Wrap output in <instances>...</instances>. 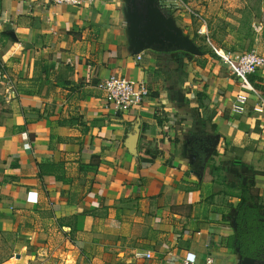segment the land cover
Here are the masks:
<instances>
[{"label":"crops","instance_id":"1","mask_svg":"<svg viewBox=\"0 0 264 264\" xmlns=\"http://www.w3.org/2000/svg\"><path fill=\"white\" fill-rule=\"evenodd\" d=\"M125 7L0 0V236L18 235L0 264H240L228 239L243 195L264 220V114L233 74V19L207 26L230 61L152 49L138 59ZM214 8L223 18L219 6L207 16ZM111 75L150 96L118 112L96 87ZM249 79L264 94V66ZM239 94L244 113L232 110Z\"/></svg>","mask_w":264,"mask_h":264},{"label":"built area","instance_id":"2","mask_svg":"<svg viewBox=\"0 0 264 264\" xmlns=\"http://www.w3.org/2000/svg\"><path fill=\"white\" fill-rule=\"evenodd\" d=\"M94 0H54L57 4H74L80 5L83 3H93ZM160 7L166 12H180L182 9L188 11L191 15L198 17L204 24L200 31H207V21L194 9H192L184 0H158ZM217 51V50H216ZM217 53L224 61H230V57L226 53ZM137 58L141 59V53L137 54ZM233 74L256 94L257 102L253 107L254 112L264 114V94L258 91L250 82V75L264 66V55L249 51L238 56L235 64H233ZM96 87L104 94L106 103L111 104L118 112H126L132 108L142 105L150 96L151 90L144 82H138L131 79H126L117 75L108 76L100 80ZM248 97L245 94H239L235 97L232 104V110L236 113H244L247 109ZM137 257L151 258L152 252L145 251L136 254ZM180 264H217L214 256L209 255L203 263H196L189 258L180 259Z\"/></svg>","mask_w":264,"mask_h":264},{"label":"rangeland","instance_id":"3","mask_svg":"<svg viewBox=\"0 0 264 264\" xmlns=\"http://www.w3.org/2000/svg\"><path fill=\"white\" fill-rule=\"evenodd\" d=\"M188 6H191L194 10L207 21V26L211 28V25L222 24L225 22L232 23L227 19H233V36L236 39L242 40L238 43L239 47L236 48L241 54L253 51L260 53L259 44L254 39L255 35L261 34L262 31H257L253 26V21L264 23V0H184ZM209 6H219L221 15L223 18H216L217 10L212 9V14L208 15ZM200 8V9H198ZM205 8V10H204ZM173 17L176 26L181 29L183 33L195 39L199 46H202L206 53L218 55L219 53H225L223 44L215 41V37L208 29L205 33H202L201 28L204 26L203 22L194 15H191L188 11L182 9L180 12H168ZM202 13V14H201ZM215 13V14H214ZM216 15V16H215ZM225 18V19H224ZM206 26V28H207ZM199 27V28H198ZM217 50V51H216ZM12 237V238H11ZM8 235L0 236V259L6 257L11 253H15V247L10 245V248L6 246L12 239L13 244L18 242V235L16 237ZM7 242V243H6Z\"/></svg>","mask_w":264,"mask_h":264},{"label":"water","instance_id":"4","mask_svg":"<svg viewBox=\"0 0 264 264\" xmlns=\"http://www.w3.org/2000/svg\"><path fill=\"white\" fill-rule=\"evenodd\" d=\"M125 5L128 37L134 54L147 49L160 52L182 50L197 56L203 54L194 39L183 33L173 17L160 7L158 0H125ZM138 132L139 127L131 135L133 147L138 140ZM240 264H264V250L258 256L241 255Z\"/></svg>","mask_w":264,"mask_h":264},{"label":"trees","instance_id":"5","mask_svg":"<svg viewBox=\"0 0 264 264\" xmlns=\"http://www.w3.org/2000/svg\"><path fill=\"white\" fill-rule=\"evenodd\" d=\"M200 48L206 53L202 46ZM178 52L188 53L182 50ZM250 201V197L246 195L241 197L236 208V230L228 239V246L243 256H258L264 250V220L259 206L253 202L249 205Z\"/></svg>","mask_w":264,"mask_h":264}]
</instances>
